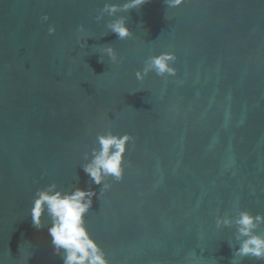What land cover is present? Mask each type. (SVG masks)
Listing matches in <instances>:
<instances>
[{
  "label": "water",
  "instance_id": "1",
  "mask_svg": "<svg viewBox=\"0 0 264 264\" xmlns=\"http://www.w3.org/2000/svg\"><path fill=\"white\" fill-rule=\"evenodd\" d=\"M124 2L0 0V264H63L30 215L53 182L96 191L85 223L110 264H236L216 216L264 214V0L102 11ZM164 51L176 74L137 79ZM109 130L132 139L101 194L82 165Z\"/></svg>",
  "mask_w": 264,
  "mask_h": 264
},
{
  "label": "clouds",
  "instance_id": "2",
  "mask_svg": "<svg viewBox=\"0 0 264 264\" xmlns=\"http://www.w3.org/2000/svg\"><path fill=\"white\" fill-rule=\"evenodd\" d=\"M147 0H125L123 4L105 3L103 12L115 15L118 11H127L145 4ZM167 7L174 8L183 0H165ZM49 19L48 14L42 17ZM99 19V17H98ZM81 28L83 26H80ZM108 27L120 39L131 35L126 18L119 17L110 22ZM55 26L50 25L49 34L55 33ZM105 51L115 60V49L108 45ZM176 55L164 51L148 59L145 67L136 73L137 79H143L148 72H155L158 76H172L176 74ZM132 139L130 134H116L111 130L96 137V147L92 148L90 159L82 165L92 183L102 185L100 193L110 188L107 183L109 177L119 181L124 174V154L127 144ZM86 157L89 154H85ZM97 196L91 187H75L71 191L57 188L55 182L38 188L32 200L30 215L32 225L37 230L47 229L50 243L55 255L63 264H110L99 243L93 238L86 226L85 215L92 208L93 197ZM234 215H218L215 218L217 228L234 227V241L236 245L233 261L236 258L251 257L257 261H264V232L259 231L264 225V214H252L248 210L234 205ZM43 217V219H42Z\"/></svg>",
  "mask_w": 264,
  "mask_h": 264
}]
</instances>
